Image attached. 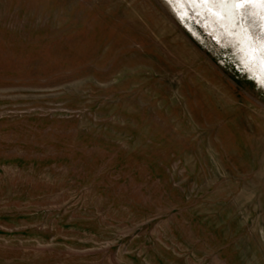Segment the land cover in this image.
<instances>
[{"label": "rangeland", "instance_id": "rangeland-1", "mask_svg": "<svg viewBox=\"0 0 264 264\" xmlns=\"http://www.w3.org/2000/svg\"><path fill=\"white\" fill-rule=\"evenodd\" d=\"M262 17L0 0V264H264Z\"/></svg>", "mask_w": 264, "mask_h": 264}, {"label": "snow or ice", "instance_id": "snow-or-ice-1", "mask_svg": "<svg viewBox=\"0 0 264 264\" xmlns=\"http://www.w3.org/2000/svg\"><path fill=\"white\" fill-rule=\"evenodd\" d=\"M170 3L181 6L195 5L205 9L218 19H223L225 13H227L234 22H238L236 20L237 12L240 13L239 20L244 19V13L248 7H258L264 10V0H170ZM249 51L253 57L256 55V49L251 45H249ZM260 54L264 57V47H261ZM260 63L264 67V59H261Z\"/></svg>", "mask_w": 264, "mask_h": 264}, {"label": "bare ground", "instance_id": "bare-ground-1", "mask_svg": "<svg viewBox=\"0 0 264 264\" xmlns=\"http://www.w3.org/2000/svg\"><path fill=\"white\" fill-rule=\"evenodd\" d=\"M240 13H236V20L238 22H234L232 18L229 17L227 13H225L224 18L220 20V25L226 27H230V36L232 38V41L234 40V46L240 47L242 46L243 49L246 51H249V45H251L250 39L252 40V37L250 35V32L245 29V27L242 24V20H239ZM261 15V14H260ZM264 32V29H263ZM252 46V45H251ZM260 54V53H258ZM261 61V58L259 59Z\"/></svg>", "mask_w": 264, "mask_h": 264}]
</instances>
